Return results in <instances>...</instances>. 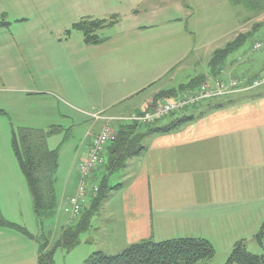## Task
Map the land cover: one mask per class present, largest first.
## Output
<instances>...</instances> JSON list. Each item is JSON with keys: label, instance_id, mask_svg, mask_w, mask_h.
<instances>
[{"label": "rangeland", "instance_id": "1", "mask_svg": "<svg viewBox=\"0 0 264 264\" xmlns=\"http://www.w3.org/2000/svg\"><path fill=\"white\" fill-rule=\"evenodd\" d=\"M147 1L149 3H146ZM184 1L188 11L182 9L178 12L173 7L175 2L166 0L145 2L143 0H0V8L5 12L3 17L5 22L9 23L0 29H12L13 34L17 35L14 42H11L14 37L0 35V59H3L5 66L11 61L16 62L14 69L0 68V111L3 110L0 112V208L3 215L12 218L11 222L25 228L29 234L20 232L23 246L4 236L0 237V264H38L37 257L41 255H51L53 264H85L95 252H103L110 256L122 253L119 248L112 246L110 240L112 233L115 234L117 229L111 226L98 229L97 225L98 219L109 221L110 200H105L99 208L92 209L90 214H86L89 222L79 233L77 244L62 245L64 230L76 223L72 222V219H75L74 215L71 216L64 211L69 209L65 204L68 200L65 199L66 186L74 169L77 173L74 172L73 177L74 179L78 177L83 158L81 157L79 161V155L85 151L88 133L94 123L89 115L81 114L82 111L79 109L81 105L65 95V87L62 84V89L59 75L61 73L63 81H76L72 84L73 90L82 89L79 84L81 79L87 91L86 97L97 99L99 102L101 98L108 101L109 95L114 90L129 87L131 81L129 77L119 75L115 83L108 82L105 74L103 75L104 71L98 67L100 58H105L103 62L110 63L111 67H116L121 61L135 60L141 63L142 70L149 69L160 73L163 65H173L174 70H171L167 80V84H170L168 88L188 86L196 79L204 80L207 75L224 79L229 71L222 72V68L217 73L211 66L210 61L214 52L226 48L242 26L248 25L252 28L251 32L259 22L264 24L262 22L264 8L261 11H250L244 5H234L231 0ZM170 4L172 8L167 7ZM134 9L139 10L138 23L142 22L145 26L158 24L164 32L156 40L147 37L157 32L134 34L131 38L136 42L132 46L129 44L123 47V43L119 44L122 41L119 40L113 42L117 46V51H111L105 57L88 60V54L81 49L83 35L74 30V25L84 19L111 20L116 16V20L121 21L122 30H126L135 21ZM162 11L166 12L160 14L158 19L150 20L151 13ZM188 13L191 14L190 17H187ZM118 27L120 26L115 24L94 34L105 40L114 38L122 33ZM261 29L264 30V27L262 26ZM166 31L173 32L167 35ZM255 34L254 32L234 54L230 55L229 60L237 58L234 68L231 65L226 67L238 76L241 74L248 76L249 80L255 79V72L247 67L254 57L264 54V51H254L250 47L258 40ZM170 39L173 41L154 46L157 41ZM189 48L193 50L190 58L182 59ZM246 52H249V55H246ZM66 59L69 62H66ZM229 60H226V63L231 64ZM54 64L60 69H56ZM94 72L96 77L87 74ZM258 72L264 75L263 68ZM3 79L5 84L2 82ZM197 86L189 88L196 94ZM21 88L34 93H25ZM184 92L180 93L183 95ZM258 92H264V86L242 96L204 100L171 116H166L154 125L161 127L173 120L177 121L193 115L200 116L204 110L214 112L216 109L233 108L243 101L254 99ZM143 96L127 100L117 105L115 109H125L132 103L140 101ZM216 105L219 107L215 108ZM108 113L114 114L112 110ZM192 121L180 125L178 131L193 124ZM116 123L114 122V126ZM121 123L130 122L121 121ZM54 126L60 127V131L49 136L48 146L50 150L59 152L55 184L56 206L52 210L42 212L38 217L34 212L28 183L15 156L13 137L19 128L49 130ZM151 140L150 135L145 138L144 143L147 145ZM105 159L106 162L99 166L104 167L103 171L101 169L98 172L99 167L95 169L97 178L95 183L88 182V189L91 190L94 184L99 185L107 175L111 187L122 181L120 178L122 170L112 174L108 166L109 155L105 156ZM90 175L88 180L91 179ZM252 181L248 179L247 183ZM245 192L244 204L236 211L240 215L235 217L231 212L228 217L230 226L223 229L224 235L229 231V238L226 237V241L222 243H213L216 254L206 264H225L233 250V245L239 240L245 242L248 252L264 255V233L259 239L264 227V191L250 193L247 188ZM110 193L112 197L117 195L113 191ZM85 216L83 215V218ZM77 219L76 217L75 220ZM25 247H29L30 252Z\"/></svg>", "mask_w": 264, "mask_h": 264}, {"label": "crops", "instance_id": "2", "mask_svg": "<svg viewBox=\"0 0 264 264\" xmlns=\"http://www.w3.org/2000/svg\"><path fill=\"white\" fill-rule=\"evenodd\" d=\"M166 1L175 2L173 7L178 12H181L182 9L188 11L184 0ZM167 7L172 8V5L170 4ZM165 12L151 13L150 20L158 19L160 14ZM133 13L135 14L133 17L135 21L129 29L122 30L123 26H121V21L118 20L116 25L120 26L118 28L122 30V33L114 38L106 39L101 45H86L83 41L81 49L88 54V60L105 57L108 56L109 52L117 51V46L113 42L119 40L122 41L119 44L123 43V47L129 44L132 46L136 42L131 38L134 34L142 35L143 33L157 32L156 36L147 37L156 40L164 32L158 24L145 26L142 22L138 23L139 10L134 9ZM4 15L5 12L0 8V22L3 20ZM190 16L191 14L188 13L187 17ZM262 22L264 23V21ZM251 29L248 25L242 26L233 40L239 34L249 33ZM8 32L10 33L8 34ZM172 32L166 31V34L170 35ZM0 35H10L14 37L11 42L16 41L15 36L17 35L16 33L13 34L12 29L5 30L2 28L0 29ZM255 36L258 40L262 39L264 30L259 29L256 31ZM171 41L173 40L157 41L154 46ZM192 52V49H187L182 59H189ZM245 54L249 55V52ZM20 57L22 58L21 50ZM229 57L227 60H229ZM104 59L100 58L101 62L98 67L104 71L103 75L105 74L108 82L115 83L119 75L131 78L130 86L114 90L109 95L108 101L101 98L99 102L97 99L86 97L87 91L81 79H79V84L82 89L73 90L72 84L76 81H63L61 73L59 75V83L61 87L62 84L64 85L65 95L81 105L79 106L80 111H82L81 114L89 115L90 120L94 123L93 128L90 129L91 132L88 133L85 151H82L79 155V161L83 157L82 163L86 161L87 148L90 146L92 138L102 131L105 124L104 120H95L91 117L92 115L101 113L105 117L110 116L112 118L130 117L133 113H144L153 110L154 106H161L165 99L174 100L184 95L179 93L169 98L157 97L162 92L179 89L176 87L168 88L170 84H167V80L174 67L173 65H163V70L160 73L149 69L142 70L141 63L135 60L121 61L116 67H111L110 63L103 62ZM229 61L231 64L225 63L222 67V72L224 70L229 72L225 74V78H220L228 79L230 75L238 76L231 69L226 68L229 65L234 68L237 58ZM66 62H69L68 59H66ZM15 66L16 62L12 61L5 66L3 59H0V68H4V70L5 68L14 69ZM247 68L255 72L254 80H264V75L258 72L259 69H264V54L254 57ZM56 69L60 68L57 67ZM87 74H93L96 77V72ZM151 75L153 77H150ZM239 77L247 79V83L254 81L249 80L250 78L248 79V76L244 74L239 75ZM217 78L207 75L204 82ZM2 82L5 84L4 79ZM262 86L264 84L255 89L229 96L246 95ZM21 90L25 93L29 91L26 88H21ZM32 93L34 92H28V94ZM142 95L144 96L137 103H132L125 109H115L117 105ZM110 110L114 114H109L108 111ZM191 117H193V124L183 130L178 131L176 129L166 134L151 135V142L148 141L147 145L144 143L147 147L146 151L132 158L127 166L121 169L120 178L122 181L117 183L115 187L118 186V188L113 190V193L117 195L112 197L111 194L108 199L110 200L108 203V206H110L108 210L109 221L97 220L98 229H102L103 226H111L113 229H117L115 234L112 233L110 240H112V246L119 248L120 251L125 250L130 245L142 242H165L180 238L205 239L212 245L215 242L222 243L226 241V237L229 238V231L225 235L223 233V229L230 226V218L228 219V217L231 212H233L231 215L235 217L240 215L236 211L244 204L247 188L250 193L264 191V139H260V137H264V92H258L255 94L254 99L243 101L233 108L216 109L214 112L204 110L200 113V116L193 115ZM173 122L175 120L166 125ZM120 125L122 123H116L115 127L117 128ZM105 156L108 155L105 153ZM105 156L104 162H106ZM102 168L104 167H99L97 171L99 172ZM97 171L92 172L91 179L87 183L89 181L95 183ZM74 172L77 173L76 169L71 172L68 179L65 199L74 197L77 194L79 174L77 179H74ZM248 179L253 181L247 183ZM98 186L94 184L91 190L87 186V201L83 204V210L79 215L73 216L71 210H64L73 218H78L77 220L71 218L72 222L79 221L83 213L91 208L96 197L94 189ZM1 211L2 208H0V219L3 218L11 222L12 218L3 215ZM20 235L21 233L16 230L0 227V237L4 236L23 246ZM25 248L30 252L29 247Z\"/></svg>", "mask_w": 264, "mask_h": 264}, {"label": "trees", "instance_id": "3", "mask_svg": "<svg viewBox=\"0 0 264 264\" xmlns=\"http://www.w3.org/2000/svg\"><path fill=\"white\" fill-rule=\"evenodd\" d=\"M231 3L236 6L244 5L250 11H261L264 8V0H231ZM117 22L116 16H113L111 20L84 19L74 25V30L82 33L86 45H101L105 42V39H101L94 33L98 30L115 26ZM5 24L9 23H6L3 18L0 22V27H3ZM262 26L264 24L258 23L254 26V31L245 35H237L226 48L215 51L210 61L214 72L222 69L228 57L237 51ZM199 79L191 82L188 86H181L179 89L162 92L157 97L166 98L175 96L181 91L187 92L191 89L189 87L199 85L205 80L197 82L200 81ZM218 107V105L215 106V108ZM192 119L193 117H184L177 121L175 120L170 125L161 127L155 126L154 123H152L153 125H141L137 123L120 125L117 127L115 142L105 152L109 155L110 165L108 166H110L111 173L113 174L125 168L132 158L146 151L147 147L144 144L146 137L153 134L172 132L178 129L180 125ZM59 131L60 127L56 126L49 130L19 128V131L15 132L13 137L15 156L28 183L32 195L34 212L38 217L42 212L52 210L56 206L55 184L57 181L59 152L58 150L49 149L48 138ZM107 176L99 184L98 192L91 209L83 213L84 216L89 212L91 213L92 209L99 208L105 200L109 199L111 196L110 192L118 188V186L114 188L110 187ZM83 215L74 225L64 230L63 246L77 244L79 233L84 227H87L89 222L88 215L84 218ZM0 227L10 228L29 235L25 228L3 218L0 219ZM263 233L264 227L259 235V239L262 238L261 235ZM215 254L214 246L205 239L180 238L165 242L147 241L130 245L121 254L115 256L106 255L103 252H95L85 264H206L207 261L215 257ZM37 263L53 264L52 256L41 255L38 257ZM225 264H264V255H255L248 252L245 242L241 240L234 245L230 257Z\"/></svg>", "mask_w": 264, "mask_h": 264}, {"label": "built area", "instance_id": "4", "mask_svg": "<svg viewBox=\"0 0 264 264\" xmlns=\"http://www.w3.org/2000/svg\"><path fill=\"white\" fill-rule=\"evenodd\" d=\"M254 51L264 50V36L251 45ZM264 84L263 79H256L247 83V79L230 75L228 79H209L198 85V93L189 90L183 96L174 100H164L161 106H154L153 110L144 113H133L130 117H105L101 113L94 114L91 117L95 120H104L105 124L102 131L95 135L87 148L86 161L81 164L79 169V188L77 194L67 200L66 208L77 216L82 212V206L87 201V186L89 175L100 165L104 163V154L108 147L115 142L117 138V128L114 122L128 121L141 125L152 124L166 116L182 111L189 106L195 105L201 101L229 96L238 92L255 89ZM98 188L94 189L96 196Z\"/></svg>", "mask_w": 264, "mask_h": 264}]
</instances>
